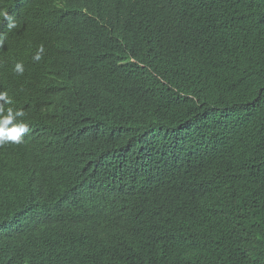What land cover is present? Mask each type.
Returning a JSON list of instances; mask_svg holds the SVG:
<instances>
[{
    "label": "trees",
    "instance_id": "1",
    "mask_svg": "<svg viewBox=\"0 0 264 264\" xmlns=\"http://www.w3.org/2000/svg\"><path fill=\"white\" fill-rule=\"evenodd\" d=\"M33 2L36 29L14 39L24 72L0 73L4 114L67 123L35 144L42 169L17 175H57L53 197L79 206L86 179L49 172L67 142L63 168L94 165L124 197L95 233L59 241L17 192L0 264H264V0Z\"/></svg>",
    "mask_w": 264,
    "mask_h": 264
},
{
    "label": "clouds",
    "instance_id": "2",
    "mask_svg": "<svg viewBox=\"0 0 264 264\" xmlns=\"http://www.w3.org/2000/svg\"><path fill=\"white\" fill-rule=\"evenodd\" d=\"M19 14L20 16L14 15ZM33 0H0V73L8 68H14L18 74H23L22 63H16L19 53V41L14 40L25 31L36 29L37 20ZM45 49L41 45L33 56L34 61H40ZM0 234H16L21 227L20 217L14 212L12 202L15 194L25 205L24 213L32 226L41 225L46 234L59 241H68L79 236L96 232L115 208L123 204V194L118 182L112 175L101 178L94 175L96 167L63 168V162L68 155L67 142L55 161L49 166V172L54 170L61 177L84 178L87 185L83 190L84 200L79 206H73L61 198L53 197L51 182L57 175H46L48 182L39 184L29 179L27 175H17L19 171H40L44 156L35 144L43 140V136L51 132L55 125H65L62 118L50 116L47 122L32 128L23 122V110H14L4 105H11L12 99L6 91H0ZM77 130L75 131L76 136ZM41 156V157H40ZM54 156L51 157V161ZM18 163V165H17ZM103 167L109 169L107 163ZM20 168V169H19ZM107 192L116 197V207L107 201ZM122 208V207H121Z\"/></svg>",
    "mask_w": 264,
    "mask_h": 264
},
{
    "label": "bare ground",
    "instance_id": "3",
    "mask_svg": "<svg viewBox=\"0 0 264 264\" xmlns=\"http://www.w3.org/2000/svg\"><path fill=\"white\" fill-rule=\"evenodd\" d=\"M50 115V114H49Z\"/></svg>",
    "mask_w": 264,
    "mask_h": 264
}]
</instances>
